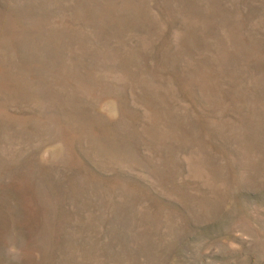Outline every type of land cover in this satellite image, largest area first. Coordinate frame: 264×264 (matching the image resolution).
Masks as SVG:
<instances>
[{
  "label": "rangeland",
  "instance_id": "rangeland-1",
  "mask_svg": "<svg viewBox=\"0 0 264 264\" xmlns=\"http://www.w3.org/2000/svg\"><path fill=\"white\" fill-rule=\"evenodd\" d=\"M0 264H264V0H0Z\"/></svg>",
  "mask_w": 264,
  "mask_h": 264
}]
</instances>
